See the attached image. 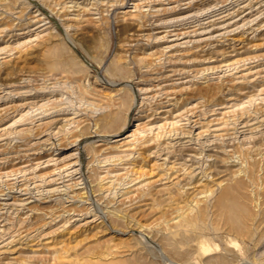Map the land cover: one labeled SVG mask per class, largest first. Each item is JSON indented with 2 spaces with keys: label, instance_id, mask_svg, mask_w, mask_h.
I'll list each match as a JSON object with an SVG mask.
<instances>
[{
  "label": "rangeland",
  "instance_id": "1",
  "mask_svg": "<svg viewBox=\"0 0 264 264\" xmlns=\"http://www.w3.org/2000/svg\"><path fill=\"white\" fill-rule=\"evenodd\" d=\"M263 166L264 0H0V264H264Z\"/></svg>",
  "mask_w": 264,
  "mask_h": 264
},
{
  "label": "bare ground",
  "instance_id": "2",
  "mask_svg": "<svg viewBox=\"0 0 264 264\" xmlns=\"http://www.w3.org/2000/svg\"><path fill=\"white\" fill-rule=\"evenodd\" d=\"M84 8H86L85 6H84ZM83 9V8H82ZM86 11V10H85ZM89 11V10H88ZM130 11V10H129ZM38 12V11H37ZM86 13V12H85ZM124 14H125V17L127 16V18H128V16H129V18H132L133 19V21L135 20L136 21V19H137V17L139 16H135V14H132V13H128V11L127 12H124ZM81 15V14H80ZM81 17H82V15H81ZM84 18V17H83ZM139 18V17H138ZM37 19V18H36ZM86 19V18H85ZM121 19V18H120ZM122 19H123V16H122ZM141 19V18H140ZM80 20V19H79ZM84 20V19H83ZM87 20V19H86ZM90 20V19H89ZM88 20V21H89ZM131 20V19H130ZM139 19H137V21H138ZM91 21H94V20H91ZM132 21V20H131ZM134 21V22H135ZM140 21V20H139ZM95 24V23H94ZM200 25V24H199ZM198 25V26H199ZM216 25V24H215ZM196 29V28H195ZM201 29V28H200ZM194 31V30H193ZM183 33V32H182ZM168 34V33H167ZM169 35V34H168ZM176 35V34H175ZM49 36V35H48ZM41 37V36H40ZM44 37V36H43ZM164 37V36H163ZM182 37V36H181ZM45 38V37H44ZM47 38V37H46ZM38 39H40V38H38ZM37 39V40H38ZM41 40H42V38H41ZM170 42V41H169ZM178 44V43H177ZM21 45V44H20ZM179 45V44H178ZM19 46V45H18ZM22 46V45H21ZM26 46V45H25ZM170 46V45H169ZM172 46V45H171ZM31 47V46H30ZM174 47V46H173ZM52 48V47H51ZM50 48V49H51ZM166 48V47H165ZM171 48V47H170ZM57 50V49H56ZM164 50V49H163ZM166 50V49H165ZM55 51V50H54ZM170 51V50H169ZM156 53V52H155ZM167 53V52H166ZM52 54H53V52H52ZM57 54V53H56ZM152 54V53H151ZM157 54V53H156ZM54 55V54H53ZM149 55V54H148ZM153 55V54H152ZM57 56V55H56ZM60 56V55H59ZM139 57V56H138ZM145 57V56H144ZM147 57H149V56H147ZM157 57V56H156ZM120 58H121V56H120ZM119 58V59H120ZM154 58V57H153ZM161 58V57H160ZM50 59V58H49ZM151 59V58H150ZM122 60V59H121ZM120 60V61H121ZM148 60V59H147ZM159 60H161V59H159ZM162 61V60H161ZM54 62V61H53ZM119 62V61H118ZM160 62V61H159ZM57 63V62H56ZM114 63V62H113ZM119 63H121V62H119ZM115 64H116V61H115ZM120 65V64H119ZM116 66V65H115ZM54 67V66H53ZM113 67V66H112ZM126 67V66H125ZM64 69H65V67H64ZM125 71H126V69H125ZM116 76V75H115ZM118 77V76H117ZM69 78V77H68ZM118 78H120V77H118ZM77 81V80H76ZM123 88V87H122ZM238 89V88H237ZM123 90V89H122ZM85 91V90H84ZM121 90H119V92H120ZM87 92V91H86ZM85 92V93H86ZM118 92V91H117ZM121 93V92H120ZM120 93L119 94H117V95H120ZM88 94V93H87ZM122 94V93H121ZM126 94V93H125ZM90 95H91V93H90ZM116 95V94H115ZM93 96H95V95H93ZM114 96V95H113ZM95 97H97V96H95ZM116 97V96H115ZM119 97V96H118ZM124 97V96H123ZM133 97V96H132ZM91 98V97H90ZM121 98V97H120ZM134 98H136V96L134 97ZM88 99H89V97H88ZM94 99V98H93ZM111 99V98H110ZM115 100H116V98H114ZM123 99V98H122ZM133 99V98H132ZM137 99V98H136ZM91 100H92V98H91ZM107 100H109V99H107ZM113 100V99H112ZM112 100H110V102L109 101H106L108 104H105V105H103L102 104V102H101V104H102V111H103V109L106 111H113L112 109L113 108H115L116 106H112ZM124 100V99H123ZM95 101V100H94ZM117 101V100H116ZM135 101V100H134ZM36 102V101H35ZM96 102V101H95ZM37 103V102H36ZM100 103V102H99ZM123 103H124V101H123ZM35 104V103H34ZM91 104V103H90ZM96 105L98 104V103H95ZM118 104V103H117ZM31 105H32V103H31ZM91 105H93V103L91 104ZM121 105V104H120ZM18 106H20V105H18ZM24 106V105H23ZM22 106V107H23ZM88 106H89V104H88ZM119 106V105H118ZM124 107H125V104H124ZM33 108V107H32ZM90 108H91V106H90ZM89 108V109H90ZM94 108H95V106H94ZM96 108H98V107H96ZM99 108H101V106L99 107ZM117 108V107H116ZM118 108H120V107H118ZM97 110H99V109H97ZM91 111H93V109L91 110ZM100 111V110H99ZM98 111V112H99ZM104 112V111H103ZM114 113H115V111H113ZM112 112V114H114ZM90 113H92V112H90ZM93 114V113H92ZM106 114H107V112H106ZM104 116H106V117H111V116H108V114L107 115H104ZM98 117H99V115H98ZM101 117H103V116H101ZM117 117V116H116ZM119 117V116H118ZM146 117V116H145ZM182 117V116H181ZM105 118V117H104ZM108 118H106V119H108ZM105 119V120H106ZM111 119V118H110ZM110 119H108L107 120V122L110 120ZM139 119V118H138ZM117 120V119H116ZM52 121V120H51ZM97 121V120H96ZM131 121H132V118H130V115H128L127 117H126V119H125V121H124V123H123V125H122V129H121V131L119 132V133H117V134H113V135H111V136H113L114 138L115 137H121V139H116L114 142H118V141H120V140H122V139H125V138H128L129 137V135L130 134H128V133H126L125 131L128 129V126H129V124L131 123ZM154 121V120H153ZM50 122V121H49ZM114 122V121H113ZM245 122V121H244ZM168 123V122H167ZM170 123H172V122H170ZM97 124H98V121H97ZM106 124V123H105ZM48 125V124H47ZM151 125V124H150ZM103 126V125H102ZM142 126V125H141ZM155 126H157V125H154V128H155ZM160 126V125H159ZM146 127H147V125H146ZM164 127V126H163ZM168 127V126H167ZM166 127V128H167ZM111 128V127H110ZM242 128V127H241ZM246 128V127H245ZM149 129H150V127H149ZM163 129V128H162ZM161 129V130H162ZM138 130V129H137ZM143 130V129H142ZM152 130V129H151ZM145 131V130H144ZM153 131V130H152ZM151 131V132H152ZM141 132V131H140ZM143 132V131H142ZM146 133H148V132H146ZM191 134V133H190ZM200 135V134H199ZM202 135V134H201ZM251 135V134H250ZM134 136V135H133ZM159 136V135H158ZM246 136V135H245ZM157 137V136H156ZM130 138V137H129ZM259 138V137H258ZM242 140H244V138L242 139ZM257 140V139H256ZM150 141V140H149ZM250 141V140H249ZM244 141H242V143H243ZM253 142V141H252ZM148 143V142H147ZM250 143V142H249ZM143 144H144V141H143ZM148 144H150V143H148ZM166 145H167V143H165ZM140 145V144H139ZM138 145V146H139ZM145 145V144H144ZM143 145V146H144ZM242 145V144H241ZM247 145V144H246ZM143 146H141L140 145V147H143ZM113 147V146H112ZM111 147V148H112ZM135 147V146H134ZM139 147V148H140ZM167 147V146H166ZM114 148V147H113ZM242 148H244V147H242ZM245 148H248V147H245ZM244 148V149H245ZM107 149V148H106ZM119 149V148H118ZM183 149H184V147H183ZM135 150V149H134ZM166 150V149H165ZM170 150H172L171 148H170ZM99 151H101V150H99ZM149 151V150H148ZM161 151V150H160ZM184 151V150H183ZM247 151V150H246ZM262 151V150H261ZM106 152H107V150H106ZM141 152V151H140ZM79 153V152H78ZM242 153V152H241ZM247 153V152H246ZM245 153V154H246ZM81 154V153H80ZM79 154V155H80ZM114 154V153H113ZM243 154V153H242ZM263 154V153H262ZM248 155V154H247ZM142 156H143V154H142ZM261 156V155H260ZM144 157V156H143ZM246 158L248 157V156H245ZM79 158V157H78ZM114 158V157H113ZM168 158H169V156H168ZM221 158H222V156H221ZM229 158V157H228ZM250 158V157H249ZM67 159V158H66ZM224 159V158H223ZM38 160V159H37ZM58 160V159H57ZM60 160V159H59ZM229 160V159H228ZM215 161V160H214ZM260 161V160H259ZM77 163V162H76ZM224 163V162H223ZM233 163V162H232ZM242 163V162H241ZM244 163V162H243ZM247 162H245V164H246ZM262 163V162H261ZM61 164V163H60ZM214 164V163H213ZM218 164V163H217ZM230 164H231V162H230ZM255 164H256V160H255ZM251 165V164H250ZM259 167H260V165H258ZM262 166V165H261ZM248 167L250 168L251 166H249L248 165ZM258 168V167H257ZM261 168V167H260ZM263 168H264V166H263ZM259 169V168H258ZM262 169V168H261ZM244 170V169H243ZM251 170V169H250ZM225 172V171H224ZM253 173H256V172H253ZM238 174V173H237ZM229 175V174H228ZM233 175V174H232ZM252 174H250V176H251ZM226 176V175H225ZM231 176V175H230ZM246 176V175H245ZM224 177V176H223ZM227 177V176H226ZM229 177V176H228ZM234 177H235V174H234ZM233 177V178H234ZM254 178H252V179H254V181H255V176H253ZM256 177H258V176H256ZM224 179V178H223ZM258 179V178H257ZM246 180V178L245 179H239L238 178V180H235L234 182H231V183H229L230 182V180H226V179H224L223 181H221V183H223V182H225V181H227L226 182V184H224V185H222L223 186V189L221 190V193L217 196V199H216V209H217V213H219V215L220 214H223L224 215V217L231 223H233L234 225H235V227H236V229L234 228V230H236V233H237V229L238 228H242V226H243V223H242V219H241V216H250V215H252V213L254 212L253 210H252V208H253V206H252V208H251V205H249V203H251V202H249L250 201V195H249V193H248V187L246 188V186H247V181H245ZM248 180V179H247ZM253 181V180H252ZM254 181H253V183H254ZM257 182H258V180H257ZM157 183V182H156ZM249 183V182H248ZM155 184V183H154ZM251 184H252V182H251ZM152 185V184H151ZM155 186V188H156V184L154 185ZM154 186L152 187V188H154ZM252 186V185H251ZM172 187V186H171ZM204 187V186H203ZM151 188V189H152ZM158 186H157V189H156V193L157 192H159L158 191ZM176 188V187H175ZM175 188H173V190L175 189ZM150 189V188H149ZM168 189V188H167ZM250 189V188H249ZM256 189V188H255ZM139 190H141V188L139 189ZM172 190V191H173ZM179 190V189H178ZM251 190H253V189H251ZM137 191H138V188H137ZM143 191H144V188H143ZM152 191H153V189H152ZM160 191H161V189H160ZM171 190L169 191V192H172ZM180 191V190H179ZM139 192V191H138ZM163 192H164V190H163ZM251 193H252V191H250ZM254 192V191H253ZM144 193H146L145 191H144ZM177 193V192H176ZM158 194V193H157ZM174 194V193H173ZM189 194V193H188ZM148 195H149V193H148ZM150 195H152V193L150 192ZM150 195H149V197H150ZM180 195V194H179ZM198 195V194H197ZM257 195V194H256ZM145 196V195H144ZM155 196H156V194H155ZM167 196V195H166ZM169 196H171L170 194H169ZM182 196V195H181ZM191 196V195H190ZM252 196V195H251ZM153 197V196H152ZM177 197V196H176ZM175 197V198H176ZM184 197V196H183ZM182 197V198H183ZM192 197V196H191ZM146 198V197H145ZM160 198V200L159 201H161V199L163 198V196L162 197H159V196H157V199H159ZM167 198V197H166ZM175 198H173V199H175ZM178 198V197H177ZM186 198V197H185ZM252 198V197H251ZM164 199V198H163ZM163 199H162V201H163ZM172 199V198H171ZM170 199V200H171ZM191 199V198H190ZM193 199V201H194V197L192 198ZM198 199V198H197ZM166 200V199H165ZM170 200L169 201H167V202H169L170 203ZM176 200V199H175ZM175 200H172L173 202L175 201ZM179 200H182V199H179ZM179 200H177V202L179 201ZM185 200V199H184ZM187 200V199H186ZM196 200V199H195ZM157 201V200H156ZM198 201V200H197ZM204 201V200H203ZM166 202V201H165ZM181 202V201H180ZM180 202H178V203H180ZM187 202V201H186ZM195 202V201H194ZM201 202V201H200ZM199 202V203H200ZM155 204H158V202L157 203H155ZM161 204H162V202H161ZM181 204V203H180ZM180 204H178V206H180ZM258 204V203H257ZM141 205V204H140ZM182 205V204H181ZM200 205V204H199ZM213 205V204H212ZM157 207H158V205H156ZM177 206V205H176ZM259 206V205H258ZM159 207H160V205H159ZM203 207V206H202ZM214 207V206H213ZM171 208V207H170ZM177 208V207H176ZM206 208V207H205ZM172 209V208H171ZM178 209V208H177ZM161 210V209H160ZM189 210V209H188ZM192 210V209H191ZM210 210V209H209ZM187 211V210H186ZM253 211V212H252ZM180 212V211H179ZM184 212V211H183ZM183 212H181V214H183ZM188 212V211H187ZM185 213V212H184ZM191 213V212H190ZM195 214V213H194ZM185 215V214H184ZM183 215V218H182V224L183 225H185V226H191V225H194V222H195V219H198V220H202L203 218H204V211H203V209L201 208L200 209V211H199V213H198V215L196 214V216H195V219H192L191 218V216L189 217V216H184ZM222 215V216H223ZM255 216V215H254ZM181 218V217H180ZM219 219V218H218ZM218 219H216V220H218ZM222 219H220V221H221ZM242 220V221H241ZM249 220V219H248ZM215 221V220H214ZM201 223V222H200ZM225 223H226V221H225ZM246 224V223H245ZM207 225V224H206ZM227 225V224H226ZM230 225V224H229ZM248 225V224H247ZM231 227V226H230ZM238 227V228H237ZM203 229V228H202ZM242 229H244V227L242 228ZM245 230V229H244ZM239 232V231H238ZM246 232V231H245ZM240 233V232H239ZM246 234V233H245ZM239 235H241V234H239ZM200 236V235H199ZM246 236V235H245ZM187 238V237H186ZM188 239H190V238H188ZM181 241H182V239H181ZM123 242V241H122ZM121 243V242H120ZM124 243V242H123ZM207 243V242H206ZM129 244V243H128ZM127 244V245H128ZM166 244V243H165ZM164 244V245H165ZM43 245V244H42ZM45 245V244H44ZM124 245H126V244H124ZM201 245H205V244H201ZM209 245V244H208ZM104 246V245H103ZM110 246V245H109ZM113 246V245H112ZM120 246V245H119ZM129 246V245H128ZM40 247V246H39ZM50 247V246H49ZM118 247V246H117ZM122 247V246H121ZM131 247V246H130ZM217 247V246H216ZM43 248H44V246H43ZM47 248V247H46ZM53 248V247H52ZM63 248H64V246H63ZM99 248L100 247H98V251H99ZM102 248V247H101ZM107 248V247H106ZM105 247H104V249H106ZM113 248V247H112ZM123 248V247H122ZM125 248V247H124ZM164 248H165V246H164ZM210 248H212V247H206V246H204V247H202L201 249H202V251H203V253L206 255V254H208V252L210 251ZM48 249V248H47ZM104 249H103V251H104ZM108 249V248H107ZM126 249V248H125ZM214 249V248H213ZM49 250V249H48ZM96 250V249H95ZM109 250L110 249H108V253L106 254V251H105V253L103 254V252H101L100 253V255L102 256V257H88L87 256V259H85L83 262H84V264H115L118 260H114L113 261V258H114V256H116V252H114V253H111V251L109 252ZM114 250V249H113ZM120 250V249H119ZM118 250V251H119ZM55 251L56 252H59V259L61 258L62 259V257L60 256L61 254V252H60V249H58V247H57V249L55 248ZM92 251V250H91ZM102 251V250H101ZM56 252H55V254H56ZM113 252V251H112ZM123 252V251H122ZM125 252V251H124ZM190 252V251H189ZM92 253V252H91ZM118 253V252H117ZM120 253V252H119ZM118 253V254H119ZM125 253H127V252H125ZM185 253V252H184ZM188 253V252H187ZM38 254H40V253H38ZM54 254V255H55ZM58 254V253H57ZM66 254V253H65ZM175 254H177V253H175ZM62 255H63V253H62ZM92 255V254H91ZM90 255V256H91ZM97 255V253L95 254V256ZM98 255H99V252H98ZM97 255V256H98ZM173 255H174V253H173ZM232 255V254H231ZM93 256V255H92ZM126 256V255H125ZM133 256V255H132ZM56 257V256H55ZM178 257H179V255H178ZM219 257V256H218ZM218 257H216L217 258V260L219 259ZM43 258H44V256H43ZM83 258V257H82ZM122 258H124V257H122ZM138 258V257H137ZM60 259V260H61ZM64 259H67V258H64ZM112 259V260H111ZM126 260L127 259H129V258H125ZM125 259H120L121 261H123L124 262V260ZM82 260V259H81ZM108 260H110V261H108ZM126 260H125V264H127L126 263ZM133 260V259H132ZM139 260V259H138ZM210 260V258L208 259V261ZM214 260V259H213ZM63 261V260H62ZM71 261V260H70ZM73 261V260H72ZM207 261V262H208ZM65 262L66 261H63L62 263H64L65 264ZM111 262V263H110ZM113 262V263H112ZM119 262V261H118ZM117 262V263H118ZM128 262H130L129 260H128ZM211 262V261H210ZM214 262V261H213ZM60 263H61V261H60ZM68 263V262H67ZM134 263H137V262H135L134 261ZM130 264V263H129Z\"/></svg>",
  "mask_w": 264,
  "mask_h": 264
}]
</instances>
